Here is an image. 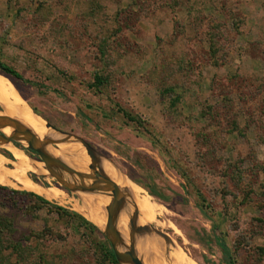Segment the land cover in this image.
Returning a JSON list of instances; mask_svg holds the SVG:
<instances>
[{
	"label": "rangeland",
	"instance_id": "obj_1",
	"mask_svg": "<svg viewBox=\"0 0 264 264\" xmlns=\"http://www.w3.org/2000/svg\"><path fill=\"white\" fill-rule=\"evenodd\" d=\"M0 61L46 124L165 199L158 244L156 230L196 264H264V0H0ZM20 148L0 146L5 167ZM29 176L65 199L0 185V264H120L73 215L77 193Z\"/></svg>",
	"mask_w": 264,
	"mask_h": 264
},
{
	"label": "bare ground",
	"instance_id": "obj_2",
	"mask_svg": "<svg viewBox=\"0 0 264 264\" xmlns=\"http://www.w3.org/2000/svg\"><path fill=\"white\" fill-rule=\"evenodd\" d=\"M7 81V79L0 76V105L6 110L4 111L1 109L0 117L10 118L23 124L38 138L41 149H43L44 152H46L47 149L49 151L53 146L49 145L47 142L57 141L61 139V136L47 128L44 119L36 115L32 108L29 107V109L22 101H20L12 86ZM0 131L5 136H11L13 134V128L10 127H2ZM19 144L24 147L28 146L26 141H21ZM55 146L57 149H68L72 155L73 163L68 152L62 154L58 151L60 160L68 164L77 172H89L88 167L90 159L79 143L71 140L67 143H61ZM13 152L17 163H12V168L5 167L8 162L0 159V185L9 186L11 188H17L19 186L24 191L35 193L48 200L57 199L61 202L64 201L65 198L61 195V191L52 187L45 188L29 176L30 172H33L37 177H50V172L41 164V162L31 159L23 150H14ZM46 153L57 158L56 152L52 153L54 156L51 152ZM101 167L105 175L118 185L123 198L125 199L123 207L114 218L115 228L122 235V243L117 245V250L123 252L125 248L124 244L127 245L128 242H134L136 253L144 264H196L184 248L173 238L168 237L166 243L158 244L155 235L152 233L138 236H131L129 234V219L134 206L139 212L138 225H152L157 228H164L167 224L165 223L166 221H160V212L158 211V206L155 201H153L152 196L148 194L151 197L150 198L144 194L143 191L129 178L120 173L109 160L103 158L101 160ZM57 172L62 180L69 182L70 184L76 182V179L66 172L59 170H57ZM90 184L91 181H87V185ZM76 193L79 196L77 206L81 212L80 214L99 230L105 231L108 219L106 208L110 204L112 197L102 192L90 193L78 191ZM168 226L179 234V231L175 226L170 223H168ZM158 249L163 250V253L158 254Z\"/></svg>",
	"mask_w": 264,
	"mask_h": 264
},
{
	"label": "water",
	"instance_id": "obj_3",
	"mask_svg": "<svg viewBox=\"0 0 264 264\" xmlns=\"http://www.w3.org/2000/svg\"><path fill=\"white\" fill-rule=\"evenodd\" d=\"M35 114L37 115L36 112ZM2 127L13 128V134L11 136H5L0 131V146L4 144H12L16 146L14 143H20L21 141H26L28 143V146L26 148L34 152L38 156V159H34L32 156L31 158L35 161L44 163L45 168L50 172V176H52L53 178L57 180L62 190L63 188L65 189L63 190L65 193L69 194V193H76L78 191H83V192H90V193L91 192H102V193L110 195L112 197V200L106 208L108 219H107L106 230L104 231V233H105L107 240L111 244L115 258L117 262L120 264H124V263L144 264L136 253L134 242H132L131 246L129 247L127 251L124 250L123 252H121L117 250V245L119 243H122V235L115 228L114 218L116 214L120 211V209L123 207L125 203V199L123 198L122 192L120 188L118 187V185L114 183L113 181H111L105 175L101 167V160L103 159V157L96 151L95 148H93L88 142H86L85 140L81 138L74 137L70 134L60 132L56 130L55 128H53L50 124H46L47 128L51 129L52 131H54L55 133L61 136V139L57 141H48L47 143L49 145L54 146V145L61 144V143H67L71 141L72 139H75L76 140L75 142L79 143L84 148L87 156L90 159V164L88 167L89 172L80 173L74 170L72 167H70L68 164H66L62 160L52 157L48 155L46 152H44V150L41 149L40 147V142L38 138L20 122L14 121L10 118L0 117V129ZM57 170L66 172L67 174L72 176L74 179H76V182L73 184H70L69 182L62 180ZM129 179L132 182H134L131 178ZM87 181H91V184L87 185ZM38 184L44 186L42 183H38ZM138 217H139V212L134 206V213L133 215L131 214L130 219H129V227L132 231L131 236H134L135 234L152 233L153 231L151 228H149V226L138 225ZM156 231H157L156 232L157 234L161 235L165 240H168V236L164 232L159 231V230H156Z\"/></svg>",
	"mask_w": 264,
	"mask_h": 264
},
{
	"label": "trees",
	"instance_id": "obj_4",
	"mask_svg": "<svg viewBox=\"0 0 264 264\" xmlns=\"http://www.w3.org/2000/svg\"><path fill=\"white\" fill-rule=\"evenodd\" d=\"M0 71L7 75V76H11L14 77L16 79H22V76L12 67L8 66L7 64H4L3 62L0 61ZM105 80L106 78L100 76L99 74H96L94 77V84L92 87L98 88V87H102L103 85H105ZM34 110V109H33ZM35 111V110H34ZM17 145V144H15ZM139 186V185H138ZM146 188V187H144ZM2 190H6V188H2ZM148 190V192L150 193V195H152L153 197L157 198V199H161V200H165L162 196L159 195V193H157L156 191L150 189V188H146ZM12 193L14 194H18V195H22V196H28V197H33L35 198L37 201L41 202V204L43 205H51L49 201H47L46 199L42 198L39 195L33 194V193H29V192H17V191H12ZM54 208L58 211H62L67 213L63 208H61L60 206H54ZM73 215L79 217L83 224L88 227L90 230L92 231H99L98 228L93 225L92 223H90L88 220H86L85 218H83L82 216H79V214H77L76 212L73 213ZM10 224H8L7 227H9ZM1 230H0V235H1ZM222 247L224 250V253L229 257V250L228 248L222 243ZM107 254H108V258H110L113 262L117 263V260L115 258L114 252L112 249L107 250ZM229 264H232V262H229Z\"/></svg>",
	"mask_w": 264,
	"mask_h": 264
},
{
	"label": "flooded vegetation",
	"instance_id": "obj_5",
	"mask_svg": "<svg viewBox=\"0 0 264 264\" xmlns=\"http://www.w3.org/2000/svg\"><path fill=\"white\" fill-rule=\"evenodd\" d=\"M14 144H15V143H14ZM16 146H17V145H16ZM17 147L20 148L19 146H17ZM20 149L23 150L22 148H20ZM23 151H24V150H23ZM25 153H26V152H25ZM27 153H31V154H32V157H33L34 159H38V158H37L38 156H37L34 152H32V151H30V150H27ZM27 153H26V154H27ZM11 156H12V155H11ZM27 156L31 158L30 155L27 154ZM31 159H32V158H31ZM35 182H36V181H35ZM37 183H38V182H37Z\"/></svg>",
	"mask_w": 264,
	"mask_h": 264
}]
</instances>
